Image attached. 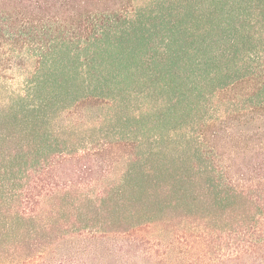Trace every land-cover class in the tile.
Instances as JSON below:
<instances>
[{"label":"trees","instance_id":"1","mask_svg":"<svg viewBox=\"0 0 264 264\" xmlns=\"http://www.w3.org/2000/svg\"><path fill=\"white\" fill-rule=\"evenodd\" d=\"M107 235L264 264V0H0V264Z\"/></svg>","mask_w":264,"mask_h":264},{"label":"rangeland","instance_id":"2","mask_svg":"<svg viewBox=\"0 0 264 264\" xmlns=\"http://www.w3.org/2000/svg\"><path fill=\"white\" fill-rule=\"evenodd\" d=\"M60 252L52 264H242L222 263L215 253L191 249L176 238L164 236L107 235L64 246Z\"/></svg>","mask_w":264,"mask_h":264}]
</instances>
